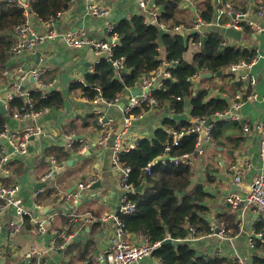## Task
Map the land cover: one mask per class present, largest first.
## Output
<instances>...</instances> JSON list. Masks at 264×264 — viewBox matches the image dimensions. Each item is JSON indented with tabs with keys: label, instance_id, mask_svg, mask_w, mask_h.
I'll return each mask as SVG.
<instances>
[{
	"label": "crops",
	"instance_id": "1",
	"mask_svg": "<svg viewBox=\"0 0 264 264\" xmlns=\"http://www.w3.org/2000/svg\"><path fill=\"white\" fill-rule=\"evenodd\" d=\"M99 1L109 8V18L92 17L86 0H74L50 30L82 32L87 40H108L110 23L115 24L122 18L143 13L138 0ZM220 1L222 5L235 6L234 0H225V4L223 0ZM263 1L249 0L245 4V13L251 21L256 20V8ZM201 2L179 0L178 15L191 27L199 15L197 7ZM252 5L255 6L253 11ZM224 18H228V22L232 19L229 16ZM31 21L40 32L48 31L44 22L35 15H32ZM259 23L264 24V20ZM227 38L230 45L252 46L258 53V59L251 68H243L236 73L229 72L227 68L223 74V77L232 74L246 83L251 77L255 78V86L245 83V88L250 87L256 99L247 101L236 112L240 121L220 120L224 121L221 135L217 139L212 137L211 144L205 143L204 154H193L191 164L186 166L193 171L190 190L203 186L209 194L202 205L208 208L204 216L209 220L211 228L221 225L218 215L229 213L236 215L239 232L224 238L218 235H194L196 237H189L193 240L186 243L201 253L225 258L228 264H237L238 258L243 264H254L252 257L255 250L250 247L249 239L254 238L255 225L264 217L253 207L234 210L224 203V198L235 188L242 192L245 185L264 168V161L260 157V136L255 131V125L264 119V33L244 34L242 42ZM36 52L41 54L39 63ZM199 52L200 46L190 41L184 59L191 63ZM98 62V56L87 47L72 48L60 41H47L35 53L26 56L9 54L6 65L0 68V94L3 97L9 94L13 98L22 97L23 94L40 89L38 82H32L30 78L23 79L20 69L45 68L47 72L43 79L47 84L43 90L60 91L66 99L63 108L46 110L37 116L15 119L12 117V109L6 116L7 125L15 134L29 127H40L42 133L30 141L31 151L28 150L25 155L10 153L9 144L0 140V152L11 155L8 172L0 170V181L6 186H20L22 206L31 214L12 232L9 228L11 222L18 221L15 211L0 210V264H19L33 249L45 254L37 257L32 264H104L98 258L113 246L117 226L109 216L120 210V173L113 168V151L103 148L98 142L103 133L99 118L106 116L116 120V137L124 128L123 107H110L103 102L95 104L83 98L80 90L68 91L73 82L84 81ZM223 77L209 79L204 83L195 81L196 88L205 87L211 90V97H222L218 88L223 86ZM129 95L128 91L125 92L121 103H127ZM226 99L231 104V99ZM158 110L151 109L133 121L129 140L138 139L139 143L144 138H153L158 129H163L164 120L171 118L173 113ZM217 120L214 119V122ZM242 124L250 125L252 133H244ZM234 164L242 169L243 183L239 187L234 185V172L231 170ZM53 166L58 167L57 170L50 179H46ZM92 180L100 183V188H89L82 192L79 190L80 183ZM42 182L46 186L36 191V185ZM32 219L45 220L47 224L44 230ZM67 237L69 239H65ZM129 240L135 245H141L145 243L146 237L142 233L133 234ZM55 245L63 247L55 251ZM139 264L161 262L156 257L154 261L146 259Z\"/></svg>",
	"mask_w": 264,
	"mask_h": 264
},
{
	"label": "trees",
	"instance_id": "2",
	"mask_svg": "<svg viewBox=\"0 0 264 264\" xmlns=\"http://www.w3.org/2000/svg\"><path fill=\"white\" fill-rule=\"evenodd\" d=\"M74 0H30L29 11L43 22L56 20L58 16L67 11ZM249 0H234V8L246 12L245 4ZM154 6L162 10L160 21L165 22L169 30L178 25L192 28L181 20L178 15L179 1L155 0ZM199 17L205 22H212L215 17V0H202L197 7ZM27 17L25 11L15 3L0 4V68H3L10 54V48L14 44L16 28L25 23ZM224 18L223 23L228 22ZM143 15H134L130 18H122L113 25L109 37H117V45L113 55L115 60H123V68L114 71L110 62L101 59L92 73H88L84 81H75L69 88L70 91L80 90L83 98L92 101L101 96L104 101H111L128 89L134 88L141 77L157 70L164 61L177 62L170 68L171 78L164 81V86L153 92V97L159 103V108L173 114H185L189 112L193 118H213L217 113L230 107V103L223 98L233 99L234 95L243 91L245 96L251 94V88H245L243 83L235 82L232 74H226L223 79L229 78L226 86H221L222 97H211L210 89L196 88L193 77L203 73H217L226 70L233 64L244 60L251 63L258 55L254 47H240L237 45L224 46L226 42L223 31L209 30L200 35L194 31L184 35L171 31L163 37V46L159 45L158 26H147ZM194 25V24H193ZM192 25V26H193ZM249 35L252 33L246 29ZM207 37L206 45L203 38ZM201 43L200 52L193 61L184 59L189 49V42ZM209 80V79H207ZM207 80L199 79V83ZM43 84L47 81L43 79ZM44 88L36 89L28 93V96H16L10 101L11 113L25 109L28 111L30 100L33 104V112H43L50 109H60L66 104L65 95L60 91H44ZM100 92H99V91ZM47 94L46 97L44 95ZM189 101V108L186 107ZM149 108H145L147 112ZM142 110H135L139 115ZM7 126V118L0 114V134ZM163 129H158L153 138H144L138 146L124 152L120 156V162L132 169L130 183L136 188L146 182L144 194L133 193L129 199L136 204L135 214L128 216L119 214V218L125 224L126 230L131 234L142 233L151 244L163 242L171 237L174 240L190 237L191 228L194 235H209L213 233L209 220L204 214L208 208L202 203L209 196L203 186H197L190 190L193 178L192 168L183 164H175L172 159L195 151L197 136L190 134L185 136L181 145L172 147L168 153L167 146L172 144L168 130L175 128H190L187 122L177 123L172 118L164 120ZM224 121L217 120L213 124L212 137L217 139L222 133ZM165 128V129H164ZM168 157L166 164L161 159ZM151 162H155L151 175H146L144 169ZM218 220L224 226L226 234L236 235L239 226L235 214L218 215ZM26 220V219H25ZM254 264H264V220L255 225ZM198 249L183 242L175 245L160 246L155 251V256L161 264H228V260L218 256H209Z\"/></svg>",
	"mask_w": 264,
	"mask_h": 264
},
{
	"label": "built area",
	"instance_id": "3",
	"mask_svg": "<svg viewBox=\"0 0 264 264\" xmlns=\"http://www.w3.org/2000/svg\"><path fill=\"white\" fill-rule=\"evenodd\" d=\"M188 1L190 2L191 0ZM86 2L88 5V11L92 17L109 18V8L102 5L99 0H86ZM138 2L143 12L141 15L144 16L145 24L147 26L156 25L158 26V28L168 32L173 31L188 34L194 31L195 33L204 36L209 30H221L223 31V34H225V30H227L228 28H233L237 31H241L243 35L247 34L246 29H249L251 32L264 33V24L259 23V21L264 20V1L256 8L255 21H251L248 18L247 13L238 11L231 5H222L221 1L217 0V9L215 10V17L212 22H205L198 15L196 20L193 21L194 25L192 26V28H188L184 25H178L172 30L168 29V26L165 22L160 21L162 10L154 6L155 0H138ZM2 3L17 4L25 11V15L27 17L25 23L19 25L15 30L14 44L10 48V54L17 56H26L28 54L35 53L36 48L47 41H60L72 48H89L90 50L95 52V54L99 58V61L104 58L112 63L115 67L114 71L118 72L123 68V60H115L113 55L114 48L117 45L116 36L109 37L108 40H87L82 32L78 33L72 31L62 32L60 30L57 31L54 29L50 30L52 25L56 23L57 19L51 20L50 22L46 23L44 22V25L46 26L48 31L42 33L32 24V14L29 11L30 0H0V4ZM225 16H229L232 19L230 22L224 24L223 20ZM113 25L114 23H110L108 28L109 33L112 31ZM191 42L193 41L191 40ZM229 42L230 41L227 38V41L224 42L223 45H230ZM198 45L201 48L202 44L199 43ZM257 59L258 55L251 63H247L244 60H241L238 63L228 67V71L231 73H236L240 69L251 68L256 63ZM176 64L177 62L164 61L157 70L141 77L139 83L134 88L127 90L130 95L128 97L127 103H124L125 106L122 108L124 128L116 137H114V133L117 130L116 120L113 117L106 116H101L99 118V123L103 130V133L99 137L98 142L103 148L111 149L113 151V168L120 173L119 186L122 192L119 212L109 216V218H111L117 226V233L113 241V246L109 250L100 254L98 258L99 261L104 264H139L146 259H150L153 261L156 260L155 251L161 246L162 242L151 244L146 240L145 243H142L141 245L133 244L129 240L131 234L126 230L125 224L119 218V214L131 216L136 212V204L129 199V195L135 193V188L130 183L132 169L120 162V156L122 153L129 152L130 150H133L137 147L138 139L136 141L129 140L133 121L138 116L146 112L145 108H149V110L156 108L159 109V103L153 97V92L162 88L164 86V81L171 78L170 68L175 67ZM46 72L47 70L45 68L20 69V73L23 79L33 78L41 85V88L44 87L43 76L46 74ZM200 78L201 75L197 74L193 77V80L198 81ZM235 82L243 83L244 86L246 83L241 78L237 77H235ZM246 84L251 87L255 86V78L251 77L249 79V82ZM133 92H137V94L133 95ZM124 94L125 92L118 94L113 100L108 102L104 101L102 97L100 98L99 96L96 99L92 100V102L95 104L103 102L110 107H120L121 104H123L121 103V101ZM23 96H28V93L23 94ZM46 96L47 94L44 95V97ZM223 97L227 98L226 95H224ZM12 99V94H9L7 97H3L0 94V106H4L5 109L9 112L11 110L10 101ZM255 99L256 97L253 96V94L245 96V93L243 91H239L231 100L229 109L217 113L213 118L218 120L240 121V118L236 115V112H238L247 101ZM262 100L264 101V97ZM27 103L28 111L23 108L20 111L13 113L12 117H14L15 119H23L30 116H37L42 113L33 112V104L30 100H28ZM137 109L142 110L139 115H136L134 113ZM186 113H188L189 120H191V127L187 129L183 128L180 130L170 128L168 130V133L170 138L172 139V144L167 146L166 151L169 153L172 150V147L180 146L182 139L192 133L197 136V143L194 153L181 155L172 159L173 163L175 164H191L193 154H204V144H211L213 140L212 130L214 123L210 126H206L208 118H193L190 116L189 112ZM242 130L244 133H252V127L248 124H242ZM255 131L260 136V157L264 161V119L255 125ZM41 133L42 130L40 127H29L24 130V132L15 134L7 125L4 131L0 134V140L6 141V143L9 144L10 148L14 150V153L25 155L28 153L30 139ZM69 146H71V144H69ZM167 159L168 157L162 158V163L166 164ZM10 163L11 155L7 152H0V170L4 169L5 172H8L7 168L10 166ZM154 163L155 162L149 163L144 169L146 175H151ZM57 168L58 167L53 166L46 175V179H50ZM231 170L234 172V185L239 187L243 183L242 169L238 166V164H234L231 167ZM95 182V180H92L90 182L80 183L79 190L81 192L86 191L93 184H95ZM20 191V186H6L3 182L0 181V210H14L18 218L17 222H11L9 226L12 232L19 227L20 222L22 223L27 216L31 215L22 206V201L19 196ZM224 203L234 210L253 207L262 217H264V168L262 169V172L258 173L251 182L245 185L242 192L235 191L225 196ZM32 221L40 226L41 230H44L47 224L45 220L36 221L32 219ZM212 230L213 233L209 234L208 237L211 235H218L222 238L227 236L223 225H216L212 228ZM217 230H219V232H217ZM190 232L192 233L190 237H196L194 236V234H196L194 228H191ZM65 239H69V237ZM192 240V238L189 239V237H187L185 239H179L175 241L191 242ZM249 245L252 249H254L253 238L249 239ZM62 247L63 245H55L53 249L57 251ZM44 254L45 252H39L38 250L33 249L24 256V259L19 264H32L37 257ZM237 264H243L239 258L237 260Z\"/></svg>",
	"mask_w": 264,
	"mask_h": 264
},
{
	"label": "water",
	"instance_id": "4",
	"mask_svg": "<svg viewBox=\"0 0 264 264\" xmlns=\"http://www.w3.org/2000/svg\"><path fill=\"white\" fill-rule=\"evenodd\" d=\"M224 1V4H225V0ZM251 9L252 11L255 9V6H251ZM235 18V16H234ZM170 32L168 31H165V30H162L160 29L159 30V45L162 47L163 46V37L165 35H168ZM225 35L231 39H233L234 41L236 42H242L243 41V33L241 31H237L233 28H228L227 30H225ZM206 42H207V37L205 36L203 38V45L205 46L206 45ZM37 49V48H36ZM36 57H37V63L40 62V58H41V54L40 52H36ZM110 66L113 70H115V67L113 66L112 63H110ZM223 74H224V71L221 70L217 73H203L201 75V79L202 80H207V79H221L223 77ZM32 82H34L35 80L33 78H30ZM137 94V92H133V95ZM224 99H226L225 97H223ZM227 100V99H226ZM229 101V100H227ZM125 104H121V107H124ZM190 106V103L188 100H186V107L189 108ZM0 114L4 117H6L8 115V111L5 109L4 106H0ZM171 118L174 120V121H178V122H187L189 120V115L188 113H185V114H172ZM214 123V118H208L207 119V122H206V126H210ZM35 139V137H32L30 139V141H33ZM30 151H31V148L29 146L28 148ZM9 152L10 153H14V150L12 148L9 149ZM46 186V183L45 182H42V183H39L36 185V191H38L41 187H45ZM101 184L100 183H95L93 184L90 189L91 190H95L97 188H100ZM146 186V182H144L140 187L136 188L135 190V193H139V194H144V188ZM237 190V188L234 189L233 192H235ZM83 196H81L82 198ZM205 205V204H203ZM217 232H219V230H217ZM255 237V235L253 236ZM175 245L176 244V241L172 238H167L165 239L162 243H161V246H165V245ZM198 257L201 256L200 253L197 254ZM195 262V260H192L190 264H193Z\"/></svg>",
	"mask_w": 264,
	"mask_h": 264
},
{
	"label": "rangeland",
	"instance_id": "5",
	"mask_svg": "<svg viewBox=\"0 0 264 264\" xmlns=\"http://www.w3.org/2000/svg\"><path fill=\"white\" fill-rule=\"evenodd\" d=\"M222 81H223V86H226L229 83L230 79L229 78H225ZM214 83H217L218 84V82L215 81V80H214ZM155 110H158V109H155ZM158 111H163V110H158Z\"/></svg>",
	"mask_w": 264,
	"mask_h": 264
},
{
	"label": "bare ground",
	"instance_id": "6",
	"mask_svg": "<svg viewBox=\"0 0 264 264\" xmlns=\"http://www.w3.org/2000/svg\"><path fill=\"white\" fill-rule=\"evenodd\" d=\"M100 98H101V96H100ZM29 150V149H28Z\"/></svg>",
	"mask_w": 264,
	"mask_h": 264
}]
</instances>
